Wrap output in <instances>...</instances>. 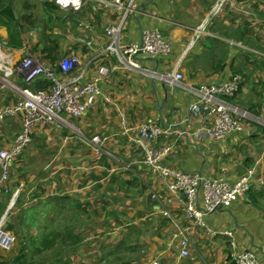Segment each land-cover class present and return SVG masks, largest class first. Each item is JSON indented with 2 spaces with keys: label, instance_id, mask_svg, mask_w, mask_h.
Here are the masks:
<instances>
[{
  "label": "crops",
  "instance_id": "crops-1",
  "mask_svg": "<svg viewBox=\"0 0 264 264\" xmlns=\"http://www.w3.org/2000/svg\"><path fill=\"white\" fill-rule=\"evenodd\" d=\"M218 1L138 0L135 11L125 20L121 42H139L144 28L159 30L171 45V54L158 61L140 59L141 67L162 74L177 71L185 84L195 88L240 76L239 92L227 101L249 114L242 134L229 135L219 142L195 139L192 133L211 128L215 114L195 115L190 107L197 100L191 94L124 70L116 66L112 55L101 56L88 68L85 80L95 77L102 64L109 66V72L100 82L101 95L94 106L80 118H72L73 122L68 120L75 131L40 126L31 134V143L38 144L31 157H46L44 151L51 154L42 179L33 177L29 181L39 190L40 195L34 199L44 203L51 197L52 212L57 215L53 226H59L61 198L68 199L69 208L72 201L74 205L90 199L102 202L91 212L99 216L101 230L94 231V242L101 246L105 240L115 244V256L105 264H233L229 239L211 238L203 229H190L179 202L169 195L162 197V186L141 164V150L127 143L119 126L120 113L130 124L153 121L166 130L155 146L174 148L163 159L165 166L186 173L200 172L206 178L222 176L230 184L253 169L245 199L208 214L205 223L214 231H231L237 249L252 252L264 264V0H229L209 25L207 34L189 48L192 28ZM119 18L120 14L96 0H84L79 13L63 11L53 0H0V79L7 70L12 71L8 80L25 87L17 67L27 50L49 65L73 54L80 60V70L106 48L104 30ZM26 41L31 47L27 45L25 49ZM29 88L37 90L36 83ZM21 99L0 84V107ZM20 132L18 117L1 122L0 149L11 148ZM94 136H99L101 143L92 144ZM13 168L12 162L6 185H19L10 189L8 199L18 197V202L14 212L0 198V220L5 219L4 230L14 237L19 228L12 221L21 222L16 213L24 209L20 195L23 198L25 191L19 188L26 179H12ZM152 193L163 199V205L151 199ZM166 212L172 214L188 239L187 258L181 256L178 246L182 238L179 229ZM91 223L93 229H98L96 220ZM11 225L14 233L9 229ZM83 226L75 232L86 243L93 239V230L86 232L85 227L80 231ZM16 238L21 239L19 246H15V239L11 250H0V264H10L20 255L26 239L19 234Z\"/></svg>",
  "mask_w": 264,
  "mask_h": 264
},
{
  "label": "built area",
  "instance_id": "built-area-1",
  "mask_svg": "<svg viewBox=\"0 0 264 264\" xmlns=\"http://www.w3.org/2000/svg\"><path fill=\"white\" fill-rule=\"evenodd\" d=\"M84 0H53L55 6L63 11L79 13ZM106 8L120 14L119 21L108 25L105 36L108 45L94 58L88 60L78 70L80 61L71 54L52 66L43 64L39 59L27 55L18 65L17 71L22 75L25 87H18L8 80L12 71L0 79L2 86L16 91L21 100L12 105L0 107V123L7 119L21 116V132L9 149H0V198L6 192V184L10 176L12 162L20 156L31 143V134L40 126H51L62 130L65 128L75 131L68 122L69 118L77 119L83 116L89 108L94 106L101 95L100 82L109 72V66L102 64L97 75L91 80H85L89 66L101 56L112 55L116 66L141 74L163 84L181 88L191 94L197 101L190 107L195 115L201 112L214 113L211 128L198 129L192 136L198 140L219 142L232 134H242L250 119L249 114L233 107L227 100L238 92L241 78L238 75L219 84H211L195 88L183 82L181 73L174 71L162 74L156 70L142 68L140 59L158 61L171 54V45L157 29L144 28L140 33L139 42H121V32L127 16L135 11L138 0H96ZM229 0H219L208 11L200 23L192 28V38L188 47H192L202 36L207 34L208 27L221 12L222 7ZM26 49V44L23 45ZM2 65L0 64V70ZM77 70V71H76ZM44 79L50 83L49 88L31 90L29 88L36 80ZM119 126L127 143L141 150V164L149 169L151 176L162 186V197L172 196L180 204L185 221L190 229H203L208 236L215 238L223 236L230 240L229 247L233 250V264H262L250 251H239L231 231H214L207 227L205 217L217 210H221L233 203L244 200L247 196L254 171H247L237 182L230 184L220 176L206 178L200 172L186 173L179 168L168 167L163 159L174 151L171 146H156L160 138L167 132L156 122L148 121L141 125L128 123L126 117L120 113ZM264 125V120H262ZM92 144L101 143L99 136L91 139ZM151 199L163 205V199L155 193ZM14 199H11L12 207ZM178 227V222L172 214L166 212ZM5 219L0 220V250L9 251L14 245L15 238L4 230ZM178 246L181 256L187 258L189 252L188 239L183 236L180 227ZM159 264V263H154Z\"/></svg>",
  "mask_w": 264,
  "mask_h": 264
},
{
  "label": "rangeland",
  "instance_id": "rangeland-1",
  "mask_svg": "<svg viewBox=\"0 0 264 264\" xmlns=\"http://www.w3.org/2000/svg\"><path fill=\"white\" fill-rule=\"evenodd\" d=\"M27 45L30 46V44L28 42L26 44V47H27ZM29 54L41 61L40 58L32 55V53L28 50L26 51L25 57ZM66 56H64V57H66ZM64 57H62V58H64ZM42 63L47 65V66L54 65V64L49 65V64H46L44 62H42ZM3 87H7V85H4ZM18 118L21 119V116H18ZM68 120L73 122L72 118H69ZM66 131L68 132V130H66ZM37 146H38V144H36L34 146V142H32L25 149V151L21 154V156H18L13 161V167H14L13 170L15 169V171H13L11 174L12 179H14L16 177H20V176H22V177L25 176V179H26L25 182L22 181L23 186L19 188V189L25 191L23 198H21V195H20V200H21L20 203L23 205L24 209L20 214H19V212L16 213L19 216V220L21 219V222L19 223L18 220L11 219V221L14 220L12 222L17 224V228H19V230H17V234L20 235L22 233V235L24 236V239L27 238L26 240H28L30 237H31V239L38 237L39 232L40 231L42 232V229L46 225H52V222L57 220V215H55V213L52 212V206L51 205L53 202L50 201L49 207L43 208L45 206V204L42 203V201H40L39 199H34V196L40 195L39 190H36L34 186L33 187L30 186V182H29L30 179H33V177H34V178H36V180H39V179H42L43 175H45L44 174L45 170H43V169L49 163V160L51 157V154L48 153V151H44V154L46 157H42V156L38 157V155H34L31 157V153L36 150ZM43 148L45 149L46 146L45 145L42 146V149ZM39 151H40V149H39ZM16 162H19V164H20L18 167L16 166ZM41 173H43V174H41ZM17 185H19V183H16V182H12L9 185V187H7V185H6V192L4 195L1 196L2 204H6V205L10 204V201L13 197V196H11V198L8 199V196L10 195V189L15 188ZM38 185L40 186V183ZM17 199H18V197H17ZM50 199H51V197L47 198L45 201L48 202V200H50ZM16 200L13 201L14 205H12L11 211L15 210V207H16L15 205H17ZM65 203H66L65 204L66 212L62 213L60 215L61 216L60 219H62V221H63V219L66 220L68 217H71V214H72V213H69V211H71V210H69V207L67 206L68 202H65ZM79 205H80V210L82 211V213L80 214L79 223H78L76 229L80 228L83 224L84 226L80 231H83L85 227H86V232H90L91 230H93V232H92L93 239L87 241L86 243L82 241L81 244L78 245L76 253H74V254L69 253L67 256L69 263L70 264H105L107 262H112L113 256H115V253L112 252L113 250H115V244L109 245L107 243V240H105L103 245L101 246V245H99V243L94 242V239L96 238L95 237L96 234L101 230L99 229V226H98L99 216L92 214L91 209L94 210L98 206H102V202H100L97 199H90V200H87L86 203H80ZM84 208L88 209V211L83 212ZM110 209H112V207H110ZM26 211H27V213H25ZM33 212H36L35 213V215L37 217L36 227H33V228L26 227L24 225L23 218H25V216H27L29 214L33 215L32 214ZM21 214H22V216H20ZM83 216H84V218H83ZM95 220H96V224L98 226V229H96V230L92 228L93 224L91 223V222H94ZM127 220L129 222L131 221L129 218H127ZM8 225H10V224H8ZM55 227H57V230L59 231L58 225L56 223H55ZM131 228L132 227H130V230H131ZM94 231H96L97 233H94ZM14 232H15V229L12 231V233H14ZM132 232H134V231H132ZM17 234L16 233L13 234L15 239H16L15 246H19V244L21 242L20 241L21 239L18 241V239L16 238ZM75 234H76V232H75ZM76 235H78V234H76ZM40 240H41V238H39L37 241L39 242ZM26 243H28V241H26ZM56 250L57 249L54 248V249L47 250V252L41 253V255H39L40 256V262H38L37 264H54L55 263L54 258H55ZM133 256L134 255L132 254V257ZM59 260H62V262H64L65 258L59 257ZM110 264H114V263H110ZM117 264H120V263L117 262Z\"/></svg>",
  "mask_w": 264,
  "mask_h": 264
},
{
  "label": "trees",
  "instance_id": "trees-1",
  "mask_svg": "<svg viewBox=\"0 0 264 264\" xmlns=\"http://www.w3.org/2000/svg\"><path fill=\"white\" fill-rule=\"evenodd\" d=\"M5 13L12 19L11 13L7 10V8L4 9ZM4 15V13H2ZM11 29V28H10ZM23 44V43H22ZM22 47V45H21ZM36 49V48H35ZM37 90L39 89H48L50 86V83L47 80L44 79H38L35 81ZM67 198H61L59 200L60 206V212L58 213L59 217V226L57 230V227L52 225H46L42 232L40 231L38 234V237L32 238L31 237L26 240L28 243L23 245V248L21 250L20 255L15 258L10 264H37L40 262V256L41 253L47 252V250L56 248L55 253V263L54 264H70L69 260L67 259V256L69 253H76L78 245L81 244V239L79 235L75 234L76 227L79 223L80 214L82 211L80 210L79 205H74V202H70L69 213L71 214V217H68L66 220L60 219V215L62 213L66 212L65 204L63 202H67ZM51 199L44 202L45 206L43 208H47L50 205ZM18 202V199H17ZM68 205V203H67ZM69 206V205H68ZM28 211V210H27ZM27 211L25 213H27ZM36 212H33V215H27L25 218H23V222L25 226H28L30 228L36 227L37 223V217L35 215ZM96 214V213H94ZM9 229L12 231L14 229L13 226H10ZM61 230V231H60ZM19 236H23L22 233ZM41 238V240L38 242L37 240ZM27 239V238H26ZM59 257L65 258V261L62 262V260H59Z\"/></svg>",
  "mask_w": 264,
  "mask_h": 264
}]
</instances>
